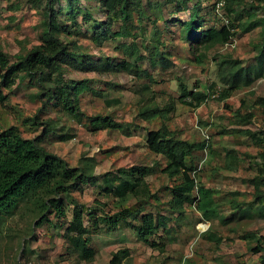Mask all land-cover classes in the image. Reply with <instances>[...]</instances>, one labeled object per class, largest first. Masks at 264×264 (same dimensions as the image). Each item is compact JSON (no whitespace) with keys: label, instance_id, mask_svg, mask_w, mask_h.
Returning a JSON list of instances; mask_svg holds the SVG:
<instances>
[{"label":"rangeland","instance_id":"1","mask_svg":"<svg viewBox=\"0 0 264 264\" xmlns=\"http://www.w3.org/2000/svg\"><path fill=\"white\" fill-rule=\"evenodd\" d=\"M97 1L34 0L31 3L30 0H0V50L8 55L11 63L42 44V36L48 28L46 7H50L53 13H49L56 15L57 23L53 34L63 43H75L77 51L81 53V61L94 65L93 70L88 69L86 72L65 68L63 79H87L93 89L100 93H83L78 103L82 115L70 116L61 107L55 106L56 99L47 101L46 97L39 96L41 89L35 74L21 72L8 86L0 80V130L16 125L23 137L33 139L43 135L47 121L50 127L38 145L65 159L72 167L88 165L87 172L92 176L86 183L79 184L69 197L62 195L67 209L64 218L47 213V222L32 226L35 217L25 209L27 204L20 205L16 213L2 218L0 264H23L26 261L30 264H107L110 254L124 247L130 250V260L141 264H182L183 259V264H261L264 250L254 253L249 246L264 247V216L260 217L256 212L260 206L264 207V173L258 171L261 159L257 155L263 150L264 134L263 140L256 144L242 130L249 129L260 134L264 130V104L258 103L261 98L264 99V79L233 92L221 102L217 97L222 86L218 82L217 66L213 59L219 61L222 56L229 55L239 59L243 65L254 63V56L264 48L261 41L264 40V23L260 22V18L264 17V7L259 10L256 20L253 19L256 27L242 31V25L249 20L248 14L241 12L228 45L205 49L203 44L188 43L190 47L179 36L182 30L180 24L190 19L189 10L176 13L173 0L168 2L170 5L164 3L165 0H128L131 13L128 27L131 33L135 31V40L139 43L145 38L144 42L148 43L157 36L164 45L162 49L174 55L173 67L166 71H149L155 83H151L142 96L135 91L146 84L144 79L141 78L142 82L124 72L105 74L99 70L105 59L113 63L120 62L124 56L119 45L132 40L110 38L95 43V36L103 31L98 23L105 22L108 14ZM155 4L160 5L161 12L155 8ZM199 9L198 21H202V25L197 29L198 32L215 25L219 27L216 18L203 5ZM86 11L90 13L91 20L85 18ZM121 23L120 18H114L109 33L104 32L106 36L116 31ZM143 54L147 55V51ZM200 54L204 56L202 64L198 65L194 59ZM145 67L142 64L141 68ZM178 80L190 89L197 87L200 90L216 83V87L210 89L216 91V96L199 107H185L177 100ZM54 85L53 96L59 83L55 82ZM141 99H148L146 104L151 101V105L158 108L171 103L173 108L164 112L163 120L150 118L144 121L137 115L138 109L146 107ZM248 113L250 115L246 116ZM97 114L110 116L126 124L128 132L124 133L120 129L93 130L89 117ZM33 116H36L38 126L32 125V122H22L23 118ZM163 123L174 129L180 138L199 144L191 156V162L195 165L204 159L197 172V180L212 188L220 204V213L230 217V222L225 225L215 219L203 222L209 224L208 229L222 237L219 245L198 232L203 225L197 224L200 214L193 205L187 204L185 215L181 217L171 207L168 208L172 196L170 186L180 179L163 173L161 169L166 165L165 158L148 151L144 145L146 132ZM232 129L237 131L231 132ZM223 130L229 132L222 134ZM62 135L66 139H61ZM206 136L208 144L204 153L199 148ZM135 164H156L157 169L144 178L137 197L127 193L124 202L120 203L115 196H104L103 189L108 186L106 180L110 178L109 172L118 167L128 169ZM72 199L77 201L82 210V222L88 229L89 244L96 249L89 261L77 257L64 234L73 209ZM232 200H237L240 208L232 206ZM141 205L145 207L143 213L163 212L179 218V222L169 221L172 230L158 229L156 235L151 237L152 240L166 241L162 250L138 240L134 229L125 221H119L116 228L109 230L110 224L102 220L103 217L108 219L116 211H137ZM241 208L249 209L252 216L238 218ZM132 215H129L130 219ZM95 216L98 218L93 221ZM252 231L258 239H242V236Z\"/></svg>","mask_w":264,"mask_h":264},{"label":"trees","instance_id":"2","mask_svg":"<svg viewBox=\"0 0 264 264\" xmlns=\"http://www.w3.org/2000/svg\"><path fill=\"white\" fill-rule=\"evenodd\" d=\"M30 1L31 3L34 2V0ZM203 1L173 0V4L176 13H183L184 10H189L190 13V19L180 24L182 27V30L179 31L181 40L187 42V45H204L205 49L216 45L222 46L234 36L235 23L237 20L239 21V14L241 12L245 15L248 14L249 20L247 24L242 25V31H248L256 27L253 19L256 20L259 10L264 7V0H251L248 3L239 0L229 6V12L234 17L232 16L233 19L231 18L228 25H221L219 27L215 25V27L198 32L197 29L202 25V21H198L199 17L197 14ZM97 2L106 9L108 14L105 22L98 23L101 29L103 28V31L95 36V43L99 44L110 38H131L132 40L130 43H121L119 45L120 52L124 56L120 62L113 63L109 59H105L101 63L99 70L105 74L124 72L137 79H144L146 84L139 86V89L135 91L136 94L141 93L143 96L148 91L150 84L155 83L149 71H166L169 67H173L174 55L170 51L162 49L164 45L159 41L157 36L150 39L148 43L144 42L145 38L139 43L137 39L135 40L137 38L134 33L135 31L131 33L128 27V22L131 19L128 0H98ZM168 2L171 3L172 0L164 1L166 4H169ZM155 6L158 12L162 11L159 4H155ZM46 9H48L46 12L48 28H46L44 36H42V44L36 46L34 50L20 57L14 63H11L8 55L0 50V70H2L0 80L3 85L8 86L12 83L13 78L21 72L28 75L35 74L37 76V85L41 89L39 96L46 97L47 101L48 99H56L55 106L61 107L70 116L82 115L78 105L80 96L86 92L98 95L100 93L96 89H93L89 84V80L67 81L63 79L62 74L65 68L76 72H86L88 69L93 70L94 65L89 64V62L86 63L84 60L81 61V53L77 51L78 47L75 43H63L53 34L52 31L57 29L56 15L49 13H53L50 7H46ZM206 9L211 14L210 8ZM85 15L87 20L92 19L89 12L86 11ZM116 17L121 19V25L116 31L110 32V35L106 36L104 32L109 33L113 25V19ZM260 22L264 23V17L260 18ZM261 41L264 44V40L262 39ZM146 51L147 55L143 54ZM203 56V54L195 56V63L198 65L202 64ZM213 60H215L217 66L218 82L222 86V90L217 97L221 102L228 99L233 92L247 88L254 82L264 79V48L259 50L256 56H254V63L247 65H243L239 59H234L229 55L222 56L219 61L216 58ZM142 64L146 67L141 68ZM55 82L59 83V86L56 87V92L53 96ZM177 83V91L179 92L177 100L185 107H199L215 93V91L210 89H214L216 83H212L202 90L197 87L190 89L179 80ZM1 99H3L2 96ZM146 101L148 99L143 100V103ZM151 103V101L147 104L145 103L146 107L137 111V115L144 121L150 118L163 120L165 118L164 112L173 108L171 103L163 108H158L156 105H151ZM258 103L264 104V99L261 98ZM249 115V113L246 114V116ZM89 121L93 130L120 129L124 133L128 132L126 124L114 120L110 116L97 114L89 117ZM22 122H32L34 126H38L39 124V122H36V116L31 118L25 117L22 119ZM46 123L42 131L43 135L40 134L33 139L23 137L16 125H11L0 130V221L2 218H6L20 210V205L22 204H27L25 209L34 214L35 218L32 226H38L47 222V213L57 218H64L67 209L62 195L69 197V194L75 191L79 184L86 183L89 177H92L90 172H87L88 165L72 167L68 165L65 159L44 150L38 145V142L43 139L50 127L49 122L46 121ZM235 131L237 130H231V132ZM228 132V130H223L222 134ZM261 132L260 134L249 129L242 130V133L250 136L256 144L263 140L264 130H261ZM60 138L66 139V136L62 135ZM204 141L201 140L199 149L203 148ZM144 143L148 151L160 154L165 158L166 165L161 171L168 177L178 176L180 179L170 186V195L172 196L168 208L171 207V210L181 217L185 215L186 205H193L200 213L199 219L207 221L215 219L221 225L230 222V217L223 216L220 213V204L215 198L212 188L204 186L197 180V165L191 162V156L199 144L187 138H180L174 129L164 123L156 129L147 131ZM257 155L261 159L258 171L262 174L264 173V146L263 150L261 149ZM156 164H135L128 169L118 167L116 170L109 172L110 178L106 180L108 186L103 189L104 196H115L120 203L124 202V195L127 193H131L137 197V194L141 191L139 189L140 185L143 184L144 178L157 171ZM262 180H264V177ZM194 188L195 192H192ZM254 188L257 190V187L254 186ZM257 197L260 200L258 195ZM236 201L232 200V206L240 208V205ZM71 202H73L71 203L73 209L70 211V219L67 222L64 234L77 257L89 261L93 258L96 249L89 244L88 229L82 222V210L79 204L74 199ZM143 208L145 207L141 205L137 211L129 209L125 212L116 211L108 219L103 217L102 220L110 224L109 230L116 228L120 224L118 223L119 221H125V224L134 229L138 240L150 247H158L162 250L166 246V241L163 239L161 240L162 242L152 240L151 237L156 235L158 229L169 228L172 230V225L168 224L169 221H178L179 218L177 216L172 217L171 214L163 212H157L156 214L151 211L143 213ZM93 209L95 210L96 208L94 207ZM256 212H258L260 217H263L264 207L260 206ZM131 214L133 215L130 219L129 215ZM251 216L252 212L249 209L242 208L237 215L238 218H250ZM97 218L95 216L93 221H96ZM158 235L160 237L163 236L161 234ZM201 235L209 241H214L217 245L222 242V237L212 232L211 229H206ZM174 239L173 237L172 240ZM242 239L258 238L254 231H252L247 232L242 236ZM249 249L254 253H260L264 250V247L262 249L260 245H252L249 246ZM129 252L128 247L114 250L110 254L107 264H141L140 262H132ZM260 262L264 264V257Z\"/></svg>","mask_w":264,"mask_h":264},{"label":"clouds","instance_id":"3","mask_svg":"<svg viewBox=\"0 0 264 264\" xmlns=\"http://www.w3.org/2000/svg\"><path fill=\"white\" fill-rule=\"evenodd\" d=\"M237 1H239V0H226V4H225V8L221 11V13H222V15H223V19H219L215 14H214V11H213V1L212 0H204L203 2H202V4L201 5H203L205 8H210V11H211V14H212V16H213V18H216V20H217V23L219 24V26H221V25H228L229 24V21L231 20V18H232V16H233V14L231 15L230 14V12H229V6L230 5H232L233 3H235V2H237ZM240 1H242V2H251V0H240ZM223 45H228L227 44V42L226 43H224ZM216 92V91H215ZM216 96V93H214L210 98H213V97H215ZM208 136H206L205 138H204V146H203V148L202 149H200L201 151H203L204 153L206 152V150H207V144H208ZM203 161H204V159H202L198 164H197V166H196V170H197V172H198V170L201 168V165H202V163H203ZM192 192H195V188L193 189V191ZM200 214V213H199ZM200 221V222H199ZM205 220H203V219H198V221H197V224L198 225H200V224H202L203 225V227L202 228H200L199 230H198V232L199 233H202L203 231H205L206 229H208V227H209V224L207 225V224H204L203 222H204ZM207 221V220H206ZM185 260L183 259L182 260V264H183V262H184Z\"/></svg>","mask_w":264,"mask_h":264},{"label":"built area","instance_id":"4","mask_svg":"<svg viewBox=\"0 0 264 264\" xmlns=\"http://www.w3.org/2000/svg\"><path fill=\"white\" fill-rule=\"evenodd\" d=\"M213 1V11L214 14L221 20L223 15L221 11L225 8L226 0H212ZM23 264H30L29 261L24 262Z\"/></svg>","mask_w":264,"mask_h":264},{"label":"crops","instance_id":"5","mask_svg":"<svg viewBox=\"0 0 264 264\" xmlns=\"http://www.w3.org/2000/svg\"><path fill=\"white\" fill-rule=\"evenodd\" d=\"M142 82H144V81H142Z\"/></svg>","mask_w":264,"mask_h":264}]
</instances>
